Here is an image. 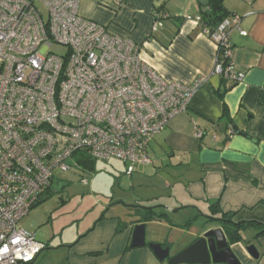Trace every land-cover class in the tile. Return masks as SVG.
Instances as JSON below:
<instances>
[{
    "label": "crops",
    "instance_id": "1",
    "mask_svg": "<svg viewBox=\"0 0 264 264\" xmlns=\"http://www.w3.org/2000/svg\"><path fill=\"white\" fill-rule=\"evenodd\" d=\"M160 6L164 26L152 32L154 11ZM224 6L230 15L242 17L248 32H231V60L244 73L239 83L214 73L218 49L196 20L206 8L200 0L80 1L82 16L133 40L141 46L140 57L166 79L205 81L189 110L171 119L153 141L151 162L137 164L131 175L123 163L104 206L76 210L71 221L61 223V216L47 221L49 234L41 241L46 248L36 264H168L148 245L131 246L137 224H146L147 243L169 247L172 256L220 227L218 220L207 218L221 217L220 210L236 213V222L264 223V0H224ZM225 87L230 89L220 97ZM106 203L110 206L104 210ZM133 205L155 207L158 217L142 221ZM258 232L257 225L246 226L242 240L230 243L240 264H264V235ZM252 244L258 258L247 250Z\"/></svg>",
    "mask_w": 264,
    "mask_h": 264
},
{
    "label": "built area",
    "instance_id": "2",
    "mask_svg": "<svg viewBox=\"0 0 264 264\" xmlns=\"http://www.w3.org/2000/svg\"><path fill=\"white\" fill-rule=\"evenodd\" d=\"M80 1L0 0V264H36L46 244L21 221L76 152L120 159L131 175L205 81L166 79L141 46L82 16ZM241 23L230 15L203 28L218 49L214 73L234 83L244 79L231 60V32L248 34ZM163 26L155 13L152 32Z\"/></svg>",
    "mask_w": 264,
    "mask_h": 264
},
{
    "label": "rangeland",
    "instance_id": "3",
    "mask_svg": "<svg viewBox=\"0 0 264 264\" xmlns=\"http://www.w3.org/2000/svg\"><path fill=\"white\" fill-rule=\"evenodd\" d=\"M42 11L46 14L45 9ZM53 50L57 53L65 51L63 47L57 45ZM123 163L120 159L98 161L97 169L95 172H91L83 169L76 159H70L69 164L72 169L67 173L59 170L54 172L52 188L41 196L44 198L31 209L28 216L24 217L21 226L34 233L39 241H45L49 234V229L45 227L47 221L51 222L60 216L62 217L61 223L71 221L70 218L76 210L84 213V211L95 207L100 209L104 206V200H106L104 197L111 194L109 189L114 186L111 184L116 179L115 175L122 173ZM84 177L90 181L89 185L82 183ZM116 188L115 190H117ZM109 206L110 203H106L104 210ZM103 212L101 211L100 215Z\"/></svg>",
    "mask_w": 264,
    "mask_h": 264
},
{
    "label": "water",
    "instance_id": "4",
    "mask_svg": "<svg viewBox=\"0 0 264 264\" xmlns=\"http://www.w3.org/2000/svg\"><path fill=\"white\" fill-rule=\"evenodd\" d=\"M200 1L204 6L208 5V0ZM120 204L125 205L123 201L120 202ZM138 206L139 205H133V207ZM102 216H104V214L101 215V217ZM145 245H148L160 260H167L168 264H207L210 262L240 264L231 250L228 237L222 226L207 230L191 245L171 256L169 247H163L161 243L157 242L147 243L146 224H137L134 227L131 246L139 247ZM247 250L253 257L258 258L259 252L254 244L249 245Z\"/></svg>",
    "mask_w": 264,
    "mask_h": 264
},
{
    "label": "trees",
    "instance_id": "5",
    "mask_svg": "<svg viewBox=\"0 0 264 264\" xmlns=\"http://www.w3.org/2000/svg\"><path fill=\"white\" fill-rule=\"evenodd\" d=\"M163 8L160 6L154 11L155 13L159 15V18L164 20L166 18L164 12L162 13ZM230 16L228 11L226 10L224 6V0H208V5L206 6L205 10L203 11L201 18L202 21L200 24L203 28L209 27L211 30L216 29L219 24L226 18ZM224 80L227 82L228 79ZM230 87H225L223 91L218 92L220 97H223L225 91L229 90ZM224 116L226 118H229L228 109L225 107L224 109ZM234 129V128H233ZM238 131L233 130V133L236 134ZM73 158L77 160V162L82 166V168H85L86 170L94 171L96 169L97 161L96 159H93L90 157L87 153L80 151L76 152L73 155ZM217 202L213 204V208L217 207ZM36 206V205H35ZM34 206V207H35ZM137 210L141 212V220L147 221L148 219L152 218L155 219L158 216L156 215V208L150 207V208H144V207H136ZM216 209H213V213L216 212ZM221 214V217L214 218V217H207L209 220H218L221 223V226L223 227L229 243H235L242 240V230L246 228V226L249 225H257L259 227V232L257 236H263L264 235V223L256 222V221H234L236 213H226L222 210L219 211ZM121 228L119 227L118 230Z\"/></svg>",
    "mask_w": 264,
    "mask_h": 264
}]
</instances>
